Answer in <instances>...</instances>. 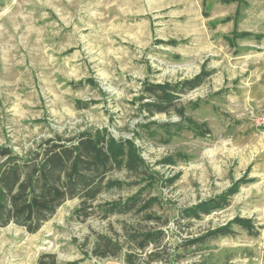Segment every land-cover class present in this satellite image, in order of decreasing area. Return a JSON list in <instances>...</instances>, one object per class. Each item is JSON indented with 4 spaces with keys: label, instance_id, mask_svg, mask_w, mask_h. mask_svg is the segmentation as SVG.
<instances>
[{
    "label": "rangeland",
    "instance_id": "1",
    "mask_svg": "<svg viewBox=\"0 0 264 264\" xmlns=\"http://www.w3.org/2000/svg\"><path fill=\"white\" fill-rule=\"evenodd\" d=\"M236 27L264 34V0H0V144L25 155L52 137L102 131L146 163L114 170L109 178L127 184L105 190L86 220L75 198L36 233L0 226V264L44 252L126 264L125 224L166 231L162 264H264V38L233 46ZM204 66L211 75L181 95L182 115L149 116L144 84ZM134 195L161 220L102 207ZM219 228L229 233L206 237ZM105 236L124 251L96 256Z\"/></svg>",
    "mask_w": 264,
    "mask_h": 264
},
{
    "label": "trees",
    "instance_id": "2",
    "mask_svg": "<svg viewBox=\"0 0 264 264\" xmlns=\"http://www.w3.org/2000/svg\"><path fill=\"white\" fill-rule=\"evenodd\" d=\"M233 33V46L240 39L253 37L261 41L264 38V34L240 31L237 27ZM210 75L204 66L198 75L175 84H144L141 101L148 100L145 110L151 117L170 111L182 115L185 108L179 104L181 95L202 86ZM133 155L126 151L122 142L110 139L102 131L92 130L69 140L59 136L46 139L25 155L0 144V226L16 224L29 233H36L67 200L75 198L80 199V204L74 215L82 220L88 219L94 213V203L105 190L122 188L127 184L109 178L114 170L126 166L137 173L142 171L145 160L139 155L134 160ZM141 199L134 195L125 201L106 202L102 207L106 214L143 211L151 222L161 220V217L146 211L148 205ZM188 215L198 216L191 212ZM124 231L126 264H162L164 257L159 248L166 238L164 229L139 230L125 224ZM226 233H229L227 228H219L209 231L206 237L214 238ZM102 239L101 249L94 250L96 256H118L124 251L125 246L118 240L108 236ZM34 264H80V261L61 262L55 253L44 252Z\"/></svg>",
    "mask_w": 264,
    "mask_h": 264
},
{
    "label": "crops",
    "instance_id": "3",
    "mask_svg": "<svg viewBox=\"0 0 264 264\" xmlns=\"http://www.w3.org/2000/svg\"><path fill=\"white\" fill-rule=\"evenodd\" d=\"M240 31H246V30H240ZM259 41V40H258Z\"/></svg>",
    "mask_w": 264,
    "mask_h": 264
}]
</instances>
